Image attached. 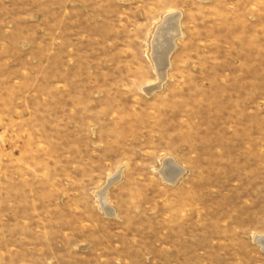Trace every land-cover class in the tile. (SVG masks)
Returning <instances> with one entry per match:
<instances>
[{
    "label": "rangeland",
    "instance_id": "1",
    "mask_svg": "<svg viewBox=\"0 0 264 264\" xmlns=\"http://www.w3.org/2000/svg\"><path fill=\"white\" fill-rule=\"evenodd\" d=\"M263 243L264 0H0V264H264Z\"/></svg>",
    "mask_w": 264,
    "mask_h": 264
},
{
    "label": "bare ground",
    "instance_id": "2",
    "mask_svg": "<svg viewBox=\"0 0 264 264\" xmlns=\"http://www.w3.org/2000/svg\"><path fill=\"white\" fill-rule=\"evenodd\" d=\"M178 19H179V16L177 14L171 13L166 18V22L163 25L162 33L157 36L158 40H159V43L161 45H163L165 48L168 46V48H167L168 50L172 49V46H173V43H174V40H175V36H177L179 34V32H180L179 31V25H178V22H179ZM162 40H163V42H161ZM168 53L169 52L166 51V54H165V56L162 59L163 61H162V63H160V64H162L160 69L163 70L162 71V73H163L162 76L163 77L166 75L165 64H166V61L168 59V55H169ZM160 75H161V73H160ZM167 172L171 176L170 177L171 180H177L182 174V171L180 169H178V168H175V170L174 169L171 170L170 168H167L165 173H167Z\"/></svg>",
    "mask_w": 264,
    "mask_h": 264
}]
</instances>
